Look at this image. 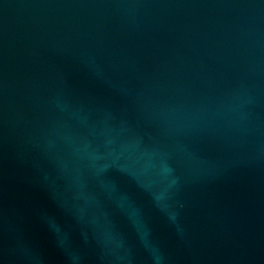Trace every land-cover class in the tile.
I'll return each instance as SVG.
<instances>
[{
	"label": "water",
	"instance_id": "water-1",
	"mask_svg": "<svg viewBox=\"0 0 264 264\" xmlns=\"http://www.w3.org/2000/svg\"><path fill=\"white\" fill-rule=\"evenodd\" d=\"M0 264H264V0H0Z\"/></svg>",
	"mask_w": 264,
	"mask_h": 264
}]
</instances>
